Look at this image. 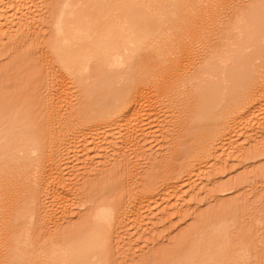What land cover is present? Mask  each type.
Wrapping results in <instances>:
<instances>
[{"label": "bare ground", "instance_id": "obj_1", "mask_svg": "<svg viewBox=\"0 0 264 264\" xmlns=\"http://www.w3.org/2000/svg\"><path fill=\"white\" fill-rule=\"evenodd\" d=\"M16 1L0 0V38L13 25L18 34L29 22L18 18L14 23L20 8ZM50 21L45 64L57 78L47 88V122L64 104L77 113L72 112L73 122L61 136L51 133L44 151L43 138L28 123L20 125V114L0 110V264H109L112 243L121 238L117 233L126 232L131 218L148 224L152 216L147 215L163 210L167 197L187 184L180 179L191 180L207 165L215 167L213 153L233 154L237 137L263 134L264 0H55ZM71 89L80 93L74 102L67 95ZM174 113L176 121L162 133L172 149L156 186L128 205L104 195L96 205L78 200L83 191L72 187L59 153L87 138L98 154L82 174L95 172L102 181L117 165L127 164V159L114 167L109 163L130 145L139 147H134L136 153L131 150L139 160L145 157L139 131L157 128L159 133L161 118ZM90 178L88 185L96 180ZM15 184L20 195L9 198L12 189L16 193ZM44 198L54 205L49 200L50 205L41 204ZM71 205L74 210L66 213ZM81 207L86 217L73 228L75 234L60 236L58 228L76 213L80 217ZM201 219L191 248L163 264H230L235 225L227 219ZM35 225L43 233L40 240ZM49 234L55 235L46 240ZM239 246L234 264H263L253 260L247 245ZM259 247L264 258V240Z\"/></svg>", "mask_w": 264, "mask_h": 264}, {"label": "rangeland", "instance_id": "obj_2", "mask_svg": "<svg viewBox=\"0 0 264 264\" xmlns=\"http://www.w3.org/2000/svg\"><path fill=\"white\" fill-rule=\"evenodd\" d=\"M17 1L16 4H18L20 8H17L18 10L16 9L17 11L15 13L18 17L15 15L17 20L14 18V23H18V18L21 21L25 20L24 22H29L25 24V28H23V24L21 25L24 30H20L21 34L20 31L18 34L15 33L18 29H14L13 27H15V25H13L8 31L6 29V33L3 36L4 38H0V46L3 47L0 48L2 49L0 50V110H11L16 114H20V125L23 127V125L25 126V124L28 123L29 126L32 127L34 134L37 136L40 135L43 138L42 143L44 146L46 145V150L44 151H47L51 133H54L56 137L61 136L62 130L65 129L67 125L71 126L74 119L72 112L77 113V109L71 112L67 110L70 107L68 106V108L66 104V108L64 104L63 107L66 109L63 107L60 110L56 109L57 114H55L53 122L50 124L47 122L45 103L47 88L50 87V85L52 86V84L54 85L57 78L54 68H52V66L48 68L45 64L47 63L45 62V58L48 53V45L46 44L52 39L50 18L51 11L55 6V0H36L37 2L35 0H26L29 5L25 0ZM22 2L24 3L21 5L20 3ZM26 5L28 9H26ZM34 5L37 6V8ZM22 12L26 13L23 14ZM30 15H32L33 18H30ZM28 18L30 19L28 20ZM11 30H13V32ZM218 31L220 33L223 32L221 28H218ZM24 36H27V38ZM214 38L216 39L217 37ZM209 39L215 40L212 39V37ZM42 61L44 64H42ZM51 70L55 71V74ZM67 95H69V99L73 100L79 98L80 93L79 90L71 89L67 92ZM177 116L178 114L174 113L173 116L161 118L162 122L159 121V125L163 123V125L160 126L161 128L164 127L162 129L164 132L159 131L161 128L158 129V132L161 134L156 133L157 128L155 131L154 129L150 131L148 129L139 131L138 145H141L140 149H145L141 151L145 153V157L143 156L139 160V158L135 156L136 150L139 147H132V145H130L128 147L129 149L131 148L130 151L128 148L126 152L124 151V156L126 158L121 155L122 153H119V155L115 154L117 157L113 156L109 164L112 163L111 166L114 167L115 163L124 162L129 158H131V160H126L127 164L121 166L117 165V167L108 174L109 177L102 181H97L99 179L97 176L100 175L94 174L95 172L92 173V176H90V173V175H85L87 171H85L86 168H84L85 170L83 169V166H87V163L89 164L88 161L95 158L98 154L95 147H93L89 141H86L87 138H85L86 140L82 138L80 143H78L80 145L75 144L76 147L73 146L74 144H71L72 147L69 146L70 149L67 153L63 151L59 153V165L65 166L67 172L70 170V174L66 173L68 174V179L72 181V187H80L81 190L80 188L79 190L83 191L82 195L80 194L81 196L78 197V200L82 201V203L92 201L96 205L99 196L102 197L104 195L106 196V200L115 199L121 205H128L132 204L131 202L137 195L151 189L154 185L156 186V184L160 182L161 165L169 159L167 153L172 149V146H167V136L162 133L168 130L170 123L176 121ZM262 132L263 134H261V132H257V134L256 131H254L253 133L256 134H252L251 132L252 135L249 134L248 137H244L245 135L237 137V142L234 141V144L238 143L239 145L237 148L238 150L234 151V155L231 152H227L226 154H218L219 156H217V153L214 151L216 154L213 153L215 156L213 155L214 157L212 160H215L217 163L215 167H213L214 164L213 166L212 164H210V166L207 165L206 169L204 167V170L200 173H195L196 175H192V177L190 176L191 180H189L190 178L180 179L183 180V182H187V184H185L187 186L182 185L183 187L181 186L176 192V195L174 194V197L171 196L173 199L167 197L165 200L166 202H164L167 204H164L166 208H163L164 211L160 209L159 211L161 213L159 211L156 213L155 211V214L152 213L153 215H151V213L150 215L146 214L149 218L150 216L152 217L148 224H142L140 221L141 225L144 226L141 228L142 230L140 227L138 229L136 226L140 219L136 220V222L135 219L132 220L131 218V221H129L127 225V227H129L126 228V232H124L125 234H129L130 232V235H125L122 232L117 233L121 238L112 243L109 264H163L167 261V258L169 260V258H173L180 251H187L191 248L192 241L197 234V227L201 223L200 220L203 219H201L202 216L207 220L210 218H214L216 221L227 219L230 220V223L235 225L237 237L234 246L231 248L233 258L230 260V264H234V260L239 256L240 243L247 245L250 251L253 252V260L255 262H262L264 264V258H260L261 248L259 247V242L264 240V156H260V154L262 155V147H264V131L262 130ZM85 141L87 143H84ZM117 145L120 146V143H117ZM134 147L137 149L135 150ZM132 148H134L135 153L134 151L133 153L135 155L132 154ZM258 150H261V152ZM96 159V162L98 161L100 165L101 159ZM137 159L138 161L135 162ZM96 162L95 166L97 167L95 168L97 169L99 165H97ZM82 170L85 173L82 174ZM97 170H100V168ZM96 173L100 174L99 171ZM93 177L94 179L97 177V179L94 180ZM88 178L94 180L90 185L86 184L89 180ZM17 188V184H15L14 189L16 193L12 189L10 191L11 193L9 192V194H7L9 198L20 195ZM2 192L3 191H0V194ZM84 192L85 195H83ZM2 196H4V194H2ZM74 198V196H71V200H69L70 203H74ZM177 198H181V200L184 199L182 201L183 203H180L181 200L179 201ZM43 200H49L48 202H50V199L44 198L41 200V204L44 202ZM177 200L179 202H177ZM47 201H45V203H48ZM51 203H53L52 200L50 204ZM50 204L48 203V205ZM53 205L49 207L53 208ZM54 208L56 209L57 207ZM70 208L74 210L71 205L69 209L66 210V213L67 211H71ZM85 211L86 208L81 207L80 217H78L76 213L77 215H74V220H70L58 228V230L61 231V233H59L60 236L74 235L73 228L86 217ZM207 215L209 216L205 217ZM13 217L15 218V216ZM44 223L48 224L47 221ZM63 226L65 227L63 228ZM62 228L63 230H60ZM136 228L138 230H136ZM58 230L57 232H59ZM35 232L37 238L40 240L43 233L37 225H35ZM54 235L55 234L47 235L48 238L46 237V240L51 239ZM128 236H131V238ZM1 248L0 246V249ZM3 249L1 250L4 251Z\"/></svg>", "mask_w": 264, "mask_h": 264}]
</instances>
